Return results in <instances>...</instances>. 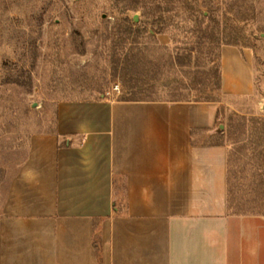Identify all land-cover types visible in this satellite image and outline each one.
<instances>
[{"label":"crops","instance_id":"0c3cea01","mask_svg":"<svg viewBox=\"0 0 264 264\" xmlns=\"http://www.w3.org/2000/svg\"><path fill=\"white\" fill-rule=\"evenodd\" d=\"M220 91H256L252 48L220 49ZM214 101L58 106L0 216V264H264V215L234 214Z\"/></svg>","mask_w":264,"mask_h":264},{"label":"rangeland","instance_id":"374dc122","mask_svg":"<svg viewBox=\"0 0 264 264\" xmlns=\"http://www.w3.org/2000/svg\"><path fill=\"white\" fill-rule=\"evenodd\" d=\"M252 48L256 91H220V49ZM214 101L234 214L264 215V0H0V216L33 135L65 102Z\"/></svg>","mask_w":264,"mask_h":264},{"label":"trees","instance_id":"16d2710c","mask_svg":"<svg viewBox=\"0 0 264 264\" xmlns=\"http://www.w3.org/2000/svg\"><path fill=\"white\" fill-rule=\"evenodd\" d=\"M220 74V71H219ZM124 101H144V100H124Z\"/></svg>","mask_w":264,"mask_h":264}]
</instances>
